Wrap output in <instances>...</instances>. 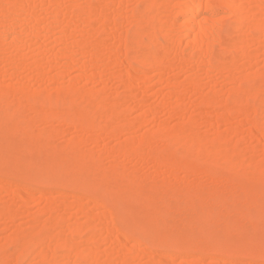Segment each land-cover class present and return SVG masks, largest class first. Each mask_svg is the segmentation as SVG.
I'll use <instances>...</instances> for the list:
<instances>
[{"label": "rangeland", "instance_id": "obj_1", "mask_svg": "<svg viewBox=\"0 0 264 264\" xmlns=\"http://www.w3.org/2000/svg\"><path fill=\"white\" fill-rule=\"evenodd\" d=\"M6 1L10 0H0V4ZM91 1L29 0L17 10L8 8L5 17L0 18V35L5 31L10 36L0 47V91L7 94L10 91L16 106L33 105L23 114L20 129L34 135L49 132V141L54 146L52 154L53 148L76 144V154L72 153L96 158L101 175L119 166L128 191L167 195L175 189L191 193L185 201L183 196L174 198L180 205L185 203L182 206L188 212L192 204L210 208L214 219L213 224L207 222V225L216 231L237 224L239 219L243 223L249 217L245 219L240 210L248 208L253 216L227 242L229 246L239 240L253 245L255 238L264 237V133L260 129L264 126V1L260 4V0H233V5L243 10L245 23L232 37L228 33L238 21L233 8L216 0L221 7L202 11L197 21L216 26L214 39L201 52L193 49L185 35L179 14L184 0H171L164 15V8L155 0H96L94 22L87 12L77 11ZM208 1L215 0H202ZM101 15L105 16L103 23ZM103 24L107 29L101 31ZM136 34L148 43L149 48H144L152 52L169 47L163 36L174 37L176 53H165L168 63L164 69L142 71L134 62L135 45L127 44ZM93 37L101 44L91 42ZM151 38L160 42L159 45L152 43ZM229 41L240 44L239 53L226 47ZM83 44L88 46L84 54L79 47ZM127 51L130 53L126 54ZM216 55L233 60V66L216 70L224 60ZM174 56L178 59L173 62ZM191 82L196 86L189 87ZM244 83L249 94L242 92ZM255 85L262 86L263 92L256 93L252 89ZM62 94L90 110L87 112L101 126L83 131L53 115L45 119L44 113L60 109L55 103ZM237 96V103L244 104L243 109L248 110L245 114L254 121L242 113L232 114L230 118L223 116L222 103L232 102ZM206 98L212 102L205 104ZM29 107L37 111H30ZM95 109L100 110L99 114ZM62 110L71 111L72 106ZM110 114L116 118H108ZM146 136L150 139L140 142L144 137L147 140ZM41 140V137L36 139L38 143ZM125 142L131 148L127 154H119L117 148ZM187 143L191 146V163L186 167L173 161L170 164L157 161L156 156L185 151L180 147ZM207 151L211 152L203 155ZM11 154L8 152L0 163V169L11 174L15 171L22 176L43 163L42 152H23L21 163L14 166ZM230 158L234 160L233 167L229 165ZM249 177L252 179L248 180ZM40 178H29L28 185L13 176H8L5 182L0 180V208L5 209V215H0V264H40L36 254L43 249L51 252L48 264H75V257H68L63 246L82 251L89 260L77 259L78 264H264L263 257L237 258L213 251L201 256L196 251L171 248L168 239L174 231L164 232L163 239L158 238L160 246L141 250L144 247L138 248V241L128 235L122 240L112 231L115 227L109 224L110 219H114L120 205L108 209L101 200L90 201L71 189L62 193L53 185L44 188L46 192H40L37 187ZM121 187L119 182L107 181L102 195L107 197ZM93 189L95 186H91ZM74 195L84 197L77 199ZM166 199L163 205L176 203L173 198ZM133 202L128 199L126 204L130 207L136 203ZM119 215L121 221L130 222L128 213L121 211ZM176 215L168 220L174 225L182 224L184 213V216ZM180 226L179 223L175 228ZM77 227L82 230L75 234ZM93 227L96 237L90 240L88 236ZM14 236L15 239L22 237L20 245L11 242Z\"/></svg>", "mask_w": 264, "mask_h": 264}, {"label": "bare ground", "instance_id": "obj_2", "mask_svg": "<svg viewBox=\"0 0 264 264\" xmlns=\"http://www.w3.org/2000/svg\"><path fill=\"white\" fill-rule=\"evenodd\" d=\"M28 1L29 0H10L9 2L8 1L4 2V5L0 4V18L5 17V13H6V10H8V8H10V10H17L19 7H22ZM95 1L96 0L91 1L90 3L87 4L86 7H83V8L78 7L77 8L78 12L83 13V11H84V12H87L88 14H90L91 16H93V17H91V18H94L92 20V22H94L97 19L96 10H95ZM155 1L159 2L162 5V7L164 8L162 10V14L164 15L166 13L167 8H169L171 5V0H155ZM261 1L262 0H260L258 2L260 4H262ZM220 4L226 6L227 8H233L235 15L237 17L238 21L232 26L231 31L228 33V35L230 37H232L235 35V31L240 30L244 26L245 22L243 20V10L239 7L234 6L233 0H222L220 2ZM220 4H217L216 0L215 1H208L205 3L202 2V0H184L181 4L182 6L179 9V14L181 15V17L183 19L182 23H183L185 30H186L185 35L187 38H189V43L192 45L193 49L196 50L197 52L203 51L204 47L207 44H209V42L211 40L214 39V35H215L214 28L216 26L215 24L210 23V22H203V23L198 22L197 18L201 14L202 11L214 10L217 7H221ZM260 4H258V7L260 6ZM7 6H9V7H7ZM56 14H57V12H56ZM104 20H105V16L101 15V22L103 23ZM106 29H107L106 26L103 24V28L101 29V31L106 30ZM166 36H167V38L165 36H163V37L169 42V47L163 48L160 45L158 48H160V47H162V48H160V49L156 48L157 50H155L153 52H152V50L148 51L146 49L148 47L147 46L148 43L146 45L144 43V41H142V39L137 34H136V36H134L133 38L130 39L129 44H127V39H126L127 45H135L134 46L135 50H134V59L133 60H134V62H136L139 65V67L142 71L148 72V71L156 70L159 68L164 69L163 67H165L168 63V61H167L168 59L166 58L165 53H167V52H171L173 54L176 53V48H175V46L173 47L174 40H175L174 37L172 35H168V34ZM9 37H10L9 34H5V31H4L3 35H0V47H2L4 40L9 38ZM154 38H151L150 41L152 43H156V44L158 43V45H159L160 42H157L156 41L157 39L155 38L156 39L155 40ZM89 39H88V41H90ZM91 40H92L91 42L100 43L99 42L100 40H98L97 38L93 37V39H91ZM13 42L16 43L15 41H13ZM225 45L228 49H234L236 52L239 53V48H240L239 43H236L234 41H232V42L229 41L228 43H225ZM144 46L145 47L147 46V47L144 48ZM79 47H80L81 53H83V54L87 53L88 46L86 44H83ZM125 53L128 54L130 52L127 51ZM216 56L218 58V55H216ZM219 58H218L219 60L224 59L225 61L221 60L222 62L219 64L217 62V64H218L217 68L213 65L216 68V70H223V69L231 68L233 66L232 64H234L233 60H231V59H225V58H222L220 56H219ZM176 59H178V58L176 56H174L173 62ZM37 76H38V73H37ZM259 78H260V75H259ZM263 80H264V78H263ZM257 83L258 82H256V84ZM192 85L196 86V83L191 82L189 84V87H191ZM244 86H246L245 83H244L243 87L242 86L241 87L246 89V90L243 89L242 92H244V93L248 92V94H249V92H250L249 89L247 87H244ZM255 86H257L258 88L256 87L257 89L256 88H252V89H255L256 93L260 94L264 91V90L262 91V89H261L262 86H258V85H255ZM259 87H260V89H259ZM255 90H254V92H255ZM251 91H253V90H251ZM263 94H264V92H263ZM238 99H239V96L234 97L231 100L232 102H229L226 104L222 103L221 107H223V116L225 118L226 117L230 118L229 116H231L232 114L237 115V114L242 113V114H244V116H246V118L254 121L255 119H252L253 118L252 115H251L252 118L247 117L248 115H246V114H248V113H246V112H248V110L243 109L244 104L237 103ZM211 102H212L211 98L205 99V104H210ZM15 106H16V103H15V100L12 98V94L10 93V91H9V94H7L6 92L3 93L0 91V163L3 162V159L8 152H13V155L12 154L11 155L13 158L12 163L14 166H18L21 163L23 152H32V153L33 152H42L43 153V160L41 159V161H43V163L41 164V163L37 162L38 164H36L37 166H36L35 170L29 171L22 176L17 175L15 173V171H13V173L11 174V173L2 171L0 169V180L5 182V179L8 176H11V177L13 176V178H15V179L16 178L19 180L21 179V182L23 185H28L29 184V178L39 176L41 178L39 180V184L37 187H38V189H40V192H46L47 190L45 189L46 190L45 191L44 188H47L48 185H53V186L59 188L61 190V192L64 191L65 189H71V191L73 193L78 194V195H84L90 201L101 200L102 202H104V204H105L104 206H106L108 209H110V207H112L114 205H120V209L115 210L116 214L114 216V219H110L111 221L109 224L110 225L113 224V226L115 227L113 230L112 229L111 230L113 232H115V236L117 238H120L123 240L124 239L123 236L128 235L131 238V240H134L136 242L138 241L139 242L138 245L137 244H133V245H137L138 248L144 247L141 250H146L147 246L153 247V246L159 245L160 239H158V238H162L161 236L164 232L167 233V231L168 232L174 231L175 233H171L172 237H170L168 239L169 243H170L169 246H172L171 248L176 247V248H178V250H179V248H181V249H184V251H188L190 253L196 251L201 256L206 255L207 253L213 251L214 253L232 255V256H235L237 258H255V257H261L262 258L263 257V259H264V241H263L264 237H262L261 235H260L261 237L258 236L257 238H255L256 241L253 242V245H250V246H248V244H242L243 241L241 243L240 240L238 242H236L235 245H233V246H229L228 242H227L228 240H230L229 237L231 236L232 233H234L235 230H237V229L242 230L245 227V224L247 222L245 223L244 221L249 222L248 219L250 218V216H253V212H250V209L245 208V209L240 210L241 211L240 213L243 216H246L245 219H247V217H249L247 220H243V223L240 222V219L238 218L239 220H238L237 224L235 222V224H233V225L232 224L230 226L228 225L226 228L223 227L224 229H222V230L219 229L220 231L219 230L216 231L215 227H214L215 228V230H214L213 228H210L212 225L210 227L207 225V222H210L213 224V222H211V221L214 219L213 214L209 211L210 208L203 207L202 205H198V204H192V205H190V211H189L190 213L188 212V210H186L189 213V214L187 213L188 216H186V214H185L186 211H185V206H184L186 204L181 202L182 204H184L182 206V204L181 205H180V203L178 204L177 202H179V201H176L174 198L175 196L176 197L183 196L184 198H182V199H183V201H185V200H187V197L192 196L191 193H189V192H184V191L178 192L175 189L174 190L171 189L170 192L168 191L169 193L167 195L165 193H163V195H162V194H155L154 191H144V192L128 191L126 189L124 180L122 179V177L119 174V171H118L119 166H115L110 173H108L106 175H101L99 173V171L101 170V166L99 164V161L96 158H94L92 156H88V155H83V156H78V155L76 156L75 155L76 153L74 151H76V149H77L76 144H71L69 146L66 145V147L63 146L61 148H56V149L53 148L52 150H54V151L52 154L51 148L54 146H52L51 142L49 141V140H51L50 139L51 135L49 134V132H45L42 135L41 134L40 135H38V134L34 135L31 131L24 132L20 129L21 124L24 121L23 114L28 110V106H33V105L27 104L24 106H20V105H18L16 107ZM55 106H57L61 110L58 109L57 112L44 113L45 119H49L51 117H48V116L53 115V116H56L57 118H59L63 122L71 123L74 126V128H78V129H81L83 131L90 129V128H98L99 126H101L87 112L90 110L85 109L82 105H80L78 103H74L73 101L68 99V96L66 94H62L61 96L57 97ZM68 106H72L71 111L62 110ZM114 107L115 106L113 105V109H114ZM29 110L33 111V110H35V108L29 107ZM119 110H117V111H119ZM17 111H19L20 114H17ZM35 111H37V110H35ZM41 111H43V110H41ZM224 111H226V113H227L226 115L224 114ZM99 112H100L99 109H95V113L99 114ZM116 113L117 112L115 111V115H117ZM115 115L110 114V117L108 116V118H110V119L116 118ZM128 129L130 130V128L128 126H126L127 131H128ZM260 129H262L261 131H263V133H264V126L260 127ZM181 132L185 133V130H181ZM46 133H48V134H46ZM112 134L115 135V133H113V131H111V135ZM40 137L42 140L39 141V143H38L36 141V139L40 140ZM146 137L148 138V136H146ZM188 138H189V136L186 137L187 142H188ZM149 139H150V137L147 140L144 137V139H142L140 142L148 141ZM219 144H221V143L219 142ZM221 146H222V144H221ZM130 148H131V144L128 142H125L123 145H121L117 148V152L119 154H127L129 152ZM180 148H185V151H182V152L178 151V150L171 151V153H169V155H167V156L163 155V156H160V158H157V156H156L157 161L164 163V164H170L173 161L178 166L186 167L187 165H189L191 163V158H190L191 146L188 145V143H187L184 147H180ZM72 152H74L75 154ZM210 152L211 151H207L203 155L208 154ZM40 157H41V155H40ZM40 157H39V159H40ZM54 157H55V159H53ZM169 158H171V159H169ZM229 161H230V164H229L230 167H233L234 166L233 165L234 160L232 158H230ZM234 179H235V177H234ZM251 179L252 178L249 177L248 180H251ZM107 181L119 182L122 185V187L116 193L109 194V196L104 197V195H102V193H104L103 191L105 189V183ZM243 183L244 182H242L241 184H243ZM246 184L248 187L249 183L246 182ZM91 186H95V189L91 190ZM237 186H239V185H237ZM22 188L26 189L24 187H22ZM241 189H243V188H241ZM250 190H252V189H250ZM68 194H69V192L66 195H68ZM106 194H107V192H106ZM240 194H242V193H240ZM261 194H263V193H261ZM21 195H22V192H21ZM71 195H72V193H71ZM78 195L77 196L74 195V196L77 199L84 197V196L78 197ZM164 195L166 198L168 197V199H169V197L173 198L179 207L177 206V208H176V205H175L176 203H174V204L167 203V205H165L166 204L165 202L167 199L165 197H164L165 199L163 198ZM72 197H73V195H72ZM139 197L141 199L137 201V199H139ZM252 197H253V195H252ZM258 197H259V191H258ZM128 199H130L131 201H135L136 203L133 202L135 204H131L129 207L126 204ZM162 202H164L165 204L163 205ZM161 204L163 205V207L164 206H166V207H164V209H163ZM173 205H175V206H173ZM161 207L163 210L161 209ZM205 208H208V210ZM175 209H177V210H175ZM121 211L128 213L129 218H130V222H124V221L120 220L119 214H121ZM182 211H184V212H182ZM173 213H175V214H173ZM176 213H178L179 215H181V213H182V216H184V215L186 216V218L184 216L185 219L184 218H183V220L181 219L182 224H181V222L177 223V224L180 223V225H181L178 229H176L178 226L175 228V226L177 224L174 225L175 223L173 224L172 223L173 221L171 222L168 220V219H172L173 216L176 215ZM183 213H184V215H183ZM2 214L5 215V209L4 208H0V215H2ZM179 215H178V218H180ZM242 215H241V217H242ZM182 216H181V218H182ZM170 217H172V218H170ZM255 218L257 219V217H255ZM177 221H180V219L179 220L176 219V222ZM198 222H200V223L204 222V225H199L198 227L195 226V225H197L196 223H198ZM229 222H230V220H229ZM160 223H163V226H161ZM33 225H34V223H33ZM249 225H250V223H249ZM253 225H251V226H253ZM33 227L35 228V226H33ZM81 230L82 229H80V228H78V229L75 228L74 232L76 234V232L79 233V232H81ZM109 233L112 234L111 232H109ZM234 234H232V236L230 238L234 239L233 238ZM17 235H21V234H17ZM17 235H15V236H17ZM15 236L12 239L13 241H11V242H13L14 244L17 243V245H20L19 241L22 240V237L18 236L15 239ZM19 237H21V238H19ZM95 237H96L95 227H93L90 229V234H89L88 238H90V240H93ZM234 237H236V236H234ZM236 239H238V238H236ZM124 242H125V240H124ZM63 247H65L67 249L68 257L69 256L75 257V260H74L75 264H78L77 259H80L82 261L87 262L86 260H88V259L84 256L82 251H77V250L73 249L72 246H63ZM167 247H168V245L166 246V249H167ZM50 253L51 252L44 250V249L39 250L37 252L36 256H38L40 258V261H39L40 264H48L49 258H50ZM90 264H92V263H90ZM93 264H97V263H93ZM122 264H127V263L122 262Z\"/></svg>", "mask_w": 264, "mask_h": 264}]
</instances>
